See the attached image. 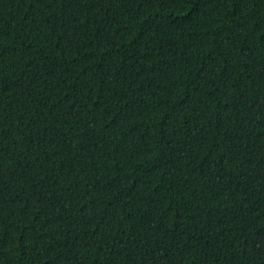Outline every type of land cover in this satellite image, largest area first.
Returning a JSON list of instances; mask_svg holds the SVG:
<instances>
[{
	"label": "trees",
	"instance_id": "16d2710c",
	"mask_svg": "<svg viewBox=\"0 0 264 264\" xmlns=\"http://www.w3.org/2000/svg\"><path fill=\"white\" fill-rule=\"evenodd\" d=\"M0 264H264V0H0Z\"/></svg>",
	"mask_w": 264,
	"mask_h": 264
}]
</instances>
